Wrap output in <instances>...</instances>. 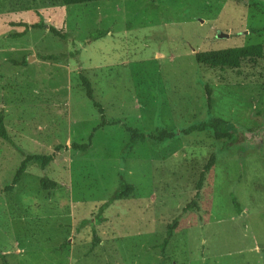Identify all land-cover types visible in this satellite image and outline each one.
<instances>
[{
    "label": "rangeland",
    "instance_id": "rangeland-1",
    "mask_svg": "<svg viewBox=\"0 0 264 264\" xmlns=\"http://www.w3.org/2000/svg\"><path fill=\"white\" fill-rule=\"evenodd\" d=\"M251 43L263 56L237 68L195 58ZM81 73L109 121L86 151L70 144L103 120ZM0 113V264H264V0H0ZM214 117L242 142L181 132ZM123 123L179 132L127 150ZM57 144L52 161L31 159L13 183L26 154ZM212 152L198 208L184 211Z\"/></svg>",
    "mask_w": 264,
    "mask_h": 264
},
{
    "label": "trees",
    "instance_id": "trees-1",
    "mask_svg": "<svg viewBox=\"0 0 264 264\" xmlns=\"http://www.w3.org/2000/svg\"><path fill=\"white\" fill-rule=\"evenodd\" d=\"M94 0H63L65 4H79V3H86ZM25 27H36L39 26L37 23H33L31 25L23 23ZM48 28L56 33L57 31L52 26H48ZM66 54V53H65ZM60 57H65L67 55H61V54H49L45 56L46 59L54 60ZM263 56V44L262 43H251L246 45H240V46H230V47H224V48H217V49H210V50H201L197 51L195 53V58L198 63L205 64L209 67H220V68H237L240 66L241 61L244 59H255ZM26 58H24L20 63L25 65L26 64ZM16 62V61H15ZM80 81L82 83V86L85 90L86 97L92 102L93 106L98 108V111L100 112V118H102V123H97L88 134L87 140L83 142H77L73 141L70 146L74 149L86 151L90 145L92 138L94 136V133L97 129L100 127H103L104 125L109 124V121L105 117L104 108L101 105V103L96 99L95 97V91L94 87L91 83V80L88 76L85 74L79 75ZM207 95H208V101L210 100V90L207 89ZM123 127L125 130L129 133V143L126 146V149L129 150L133 147V144L139 140H145L146 137L153 138L155 140L162 141L166 138H174L178 134V130L174 129H167V128H157L156 133H144L142 130H140L136 126H131L123 123ZM213 129L214 131V138L221 140L223 144L226 146L229 145H236L242 142V136L239 135L237 132V127L233 123H227L221 118H211L208 121L201 122L199 124H190L186 127L181 129L182 133H191L193 131H202L206 129ZM0 135L4 138L7 137V133L4 127V116L3 113H0ZM64 145L57 144L55 145L54 149L51 152L48 153H35V154H26L23 158V160L20 162L18 168L15 170V175L13 178V183H17L21 175L24 173L27 167V163L31 159H40V164L42 167H44L47 163L52 161L55 157V155L60 151L61 147ZM216 162V153L212 152L209 155V158L207 162L204 164V167L200 173L199 179L197 181V189L199 191H195L194 195L190 199L188 203H186L182 210H190V209H196L198 208V199L200 197V188L202 185V180L204 179L205 172L209 171ZM40 184L44 187L47 186H53L55 183L51 181L50 179L43 177L40 181ZM11 186H7L5 189H10ZM134 189V185L131 183H127L119 189V191L115 192L116 197H124L130 194V192ZM233 204L236 210L240 212V205L239 203L233 198ZM178 219L177 216L173 217L171 222L168 223L167 229H166V237L163 238V242L161 244V248H163L166 243L168 242L172 231L176 228L178 225ZM83 223H87L88 219H85L81 221ZM92 234V245L94 246L97 243V237L95 229H93ZM5 255L0 252V258L3 259Z\"/></svg>",
    "mask_w": 264,
    "mask_h": 264
},
{
    "label": "water",
    "instance_id": "water-1",
    "mask_svg": "<svg viewBox=\"0 0 264 264\" xmlns=\"http://www.w3.org/2000/svg\"><path fill=\"white\" fill-rule=\"evenodd\" d=\"M227 34L226 33H220L218 36L219 37H223V36H226ZM31 56H33V55H31ZM31 59V57L29 58V60Z\"/></svg>",
    "mask_w": 264,
    "mask_h": 264
}]
</instances>
